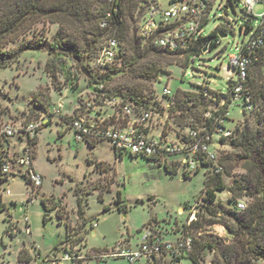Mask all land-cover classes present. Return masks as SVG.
Returning <instances> with one entry per match:
<instances>
[{"label":"rangeland","instance_id":"1","mask_svg":"<svg viewBox=\"0 0 264 264\" xmlns=\"http://www.w3.org/2000/svg\"><path fill=\"white\" fill-rule=\"evenodd\" d=\"M90 1L94 11L98 3ZM163 5H167V0H163ZM219 5L221 9H218ZM252 13L253 16L244 11L243 0H216L208 21L202 27L203 35L207 36L216 29L223 32L225 38L219 39L207 53L203 54L202 49L200 55L192 57V60L187 52L159 59L154 55L141 59L137 67L143 70L144 65L155 67V61L156 68L165 71L155 75L154 81L143 78V70L133 71L132 64L136 62L125 43V57L115 61L106 73L109 93L139 98L156 111L154 122L160 116L163 118L161 123H166L170 129H178L172 121L181 123L185 116L201 119L206 110L216 111L219 105L214 94H228V78L235 75L228 67L229 57L239 56L241 47L255 31L264 6L255 4ZM140 20L137 8H130L125 13L124 23L130 34L135 32ZM241 25L250 27L245 35L240 31ZM57 29L58 24L40 22L24 37L7 45L6 50H18L22 42L33 37L47 44ZM194 46L199 50L201 45ZM97 48L98 45L95 51ZM59 58L63 59L64 73L69 71L73 83L59 70L45 67L51 58L41 48L23 52L10 67L0 69V110L5 111V121L17 116L24 119L22 113L28 110L44 115L34 105L35 98L47 105L49 112L60 107L64 116H72L79 96L92 92L93 88L86 86L83 77L77 74L72 58L68 55ZM125 61L128 63L124 64ZM250 78L256 88L264 86L259 66L253 67ZM164 88L170 91L169 98L163 96ZM204 88L212 93L203 94ZM261 108L262 104L258 101L250 113L244 110L241 102L228 105L223 124L231 135L221 144L214 138L208 147V151L218 158L232 159L221 160L224 169L222 177L227 186L233 178L239 179L247 172L246 166L236 160L237 151L230 147V141L236 138L235 129L240 127L251 131ZM32 118L31 114L29 120ZM50 118L51 121L46 119L38 132L33 149V166L42 175L41 187L31 196L30 185L17 167L11 168L14 175H9L0 185V204L5 206L0 212V264H48V258L54 253L57 264H132L126 258L116 257L115 253L127 247L135 248L140 231L146 224H154L165 239L175 240L185 233L184 225L190 219H197L198 214L204 215L206 204L200 196L207 178V167L198 163L195 171L186 173L187 169L180 163L181 156L177 155L166 159V165L172 172L166 170L163 162L141 155L123 152L121 159H116L115 151L108 142L89 145L77 142L69 124L55 116ZM170 129L168 132H172ZM160 132V126L151 129L155 136ZM21 139V144L27 145L26 137ZM14 140L19 139L15 137ZM173 161L178 162L175 168L171 167ZM118 193L121 204L127 208L125 213L117 208ZM231 196L228 190L217 192V199L227 207L232 206ZM78 198L85 202L84 227L78 221ZM29 199L33 201L31 204ZM240 200L245 205L250 201L244 196ZM198 223L201 234L195 235L197 240L200 236L219 238L221 235L228 242L227 233L221 225L209 226L205 220ZM67 245L71 246L69 251L77 259L62 260ZM21 251L28 256V260L19 261ZM213 259V253H208L203 260H198V264H211ZM159 264L195 263L191 255L178 261L166 255Z\"/></svg>","mask_w":264,"mask_h":264},{"label":"trees","instance_id":"2","mask_svg":"<svg viewBox=\"0 0 264 264\" xmlns=\"http://www.w3.org/2000/svg\"><path fill=\"white\" fill-rule=\"evenodd\" d=\"M96 1L98 5L95 10L92 11L90 0H0V69L10 67L11 64L18 60L23 52L41 48L44 49V51L47 52L51 58L50 61L46 62L45 67L47 69L52 67L59 70L62 75H65L68 81L73 83L74 79L71 78L69 71L64 73L63 59L59 58L61 55H68L75 62L77 66V74L83 77L82 79L84 80L86 86H92L93 88L92 92H88L87 94L84 93L79 96L77 99L79 105H82V101L89 99L90 95L97 91L96 87H94L95 84L102 83L105 86V91L108 96L121 97L124 102L134 105L135 109L149 108L150 106L133 95H112L109 93L106 85V78L108 77L106 73L112 66L101 72L95 71L91 64L94 61L97 51L102 46L105 39L113 33L120 41L123 48V53L120 55L119 59H123L125 57V43L127 44V49L130 52L132 59L136 62L135 65L131 63L132 66H134V72L143 70L142 67H137V64H140L141 59L148 58L151 55H154L157 58L172 56L175 55V53H169L157 48L152 41L143 42L137 37L136 30L131 34L129 33V28L124 23L125 13L130 8H133V10L136 9L141 0L125 1V8L124 11H120L121 20L117 21L118 27L115 31L104 30L99 27L102 16L100 11L105 10L107 6L102 0ZM40 22L58 24L57 32L51 38L49 43L44 44V40H37L33 37L26 42H22L18 50H6L7 45L24 37ZM249 30L250 27L247 25L240 26V31L244 35L249 32ZM218 32L220 31L215 29L207 36L199 38L197 44H199V46L201 45L200 49L196 50L192 48L186 51L188 53V57H190L189 59L192 60V57L200 55L199 52L206 46L207 43L208 50H211L219 41V37L217 35ZM97 45L98 48L95 51V47ZM263 57L264 53H260L258 61L254 63V66H259L260 76L261 59H263ZM76 59L79 60V63H76ZM127 63V61L124 62V64ZM153 64L155 67H148V65L143 66L145 70L142 71V77L148 81H154L155 75L160 72H165L156 68L155 61ZM81 65L88 69L91 74L90 79H86L80 72L79 67ZM250 77L248 78L247 88L253 96V110L255 108L256 101L261 102V113L257 116L255 122L256 125L251 131H247L246 128L240 129V127H237L235 129L236 138L230 141V147L237 151L236 160L238 162H242L247 168L246 175L241 176L239 179L233 178L231 184L227 186L222 177L224 169L221 160L229 161L232 160L231 157H224L223 159L218 158V164L221 167V171H219V173L213 172L214 165L212 163L204 161L203 159L199 162L200 165L207 167V171L205 173L207 178L204 181V186L200 196V199L206 204L204 205V215L198 214L196 217L197 219L189 221L187 225L185 224V233L182 235H190L192 237V250L186 256L191 255L192 261L195 264H198L199 259L203 260L205 255L208 253H213L214 255V259L211 264H264V86L256 88ZM261 79L264 81L262 77ZM202 93L207 95L211 94L212 91L208 88H204ZM216 95L217 93L214 94V96ZM165 97L169 98V96ZM217 101L219 103V99ZM34 102V105L37 106L42 113H45V115L47 113L46 119L50 122L52 114L51 111H48L47 105H44L36 98L34 99ZM230 104L231 101L228 98L223 107L218 108L216 111L206 110L201 119L185 116L183 117L181 123L172 121L178 129H170L167 127V124L164 123L162 136L165 138L168 136V133H171L172 135L179 137L182 131L185 130L186 121L188 119H193L195 123H197L198 127H204L208 133H212L214 132V127L212 126L214 119L222 117L225 114V109ZM96 105L102 113L109 110L97 101L95 102V105H92V107L95 108ZM89 112H91V110ZM167 112L169 116V109ZM205 113H210L211 117L204 118ZM4 114L5 111L0 110V115L5 120L3 117ZM31 114L33 115V118L39 116V114H34L32 111L28 110L23 111L22 113L24 119H21V116H17L12 118V120L27 122L29 121ZM74 114H76L75 109L72 115ZM97 114L99 115V113ZM178 116L180 117L181 113ZM70 118L71 116L61 117V119L67 124L69 123ZM158 120H160V116ZM168 129L172 132H168ZM228 138L229 137H221L219 139V143L221 144ZM35 143L36 141L33 144L35 145ZM122 154L123 153L115 152V158L121 159ZM149 159L156 160L154 158ZM163 163L166 170L172 172L168 165H166L168 162L164 161ZM177 165V162H171L172 168H175ZM11 175L13 176L14 174ZM4 181L6 180L0 179L1 183ZM221 190H228L229 193H231V207L225 206L217 199V192ZM243 196L249 198L250 201L246 205L245 210L238 211L236 210V203L241 201L240 198ZM42 202L45 206V212H47L48 207L44 199ZM116 202L118 210L125 213L127 208L121 204L119 193L117 195ZM4 209L5 206L0 204V212ZM105 209H107V207ZM84 215L85 202L82 198H78L77 216L82 227H84L86 223ZM205 216L210 219H205ZM198 219L200 221L205 220L209 226L215 224L221 225L227 233L228 242L221 237L212 238L210 236H200L197 240L195 235L201 234L200 228L197 227L199 224ZM150 225H152V223L149 222L145 226ZM65 228L67 231L68 228L66 225ZM192 229L194 232H192ZM70 248L71 246L67 245L64 247V251H69ZM69 252L72 253L71 250ZM182 258L173 260L178 261ZM26 260H28V258L25 256V253L21 251L19 261L23 262Z\"/></svg>","mask_w":264,"mask_h":264},{"label":"built area","instance_id":"3","mask_svg":"<svg viewBox=\"0 0 264 264\" xmlns=\"http://www.w3.org/2000/svg\"><path fill=\"white\" fill-rule=\"evenodd\" d=\"M102 1L107 8L100 11L102 16L99 27L115 31L118 27L117 21L121 20L120 11H124L126 0ZM215 2L216 0H167V5L164 7L163 0H141L137 7L141 20L136 27V35L143 42L152 41L163 51L183 54L194 48L199 38L204 36L202 27L208 21ZM258 3L264 6V0H243L244 11L253 16V6ZM218 9H221L220 5ZM122 53V45L112 33L98 49L91 65L95 71H104L113 66ZM260 53H264V13L259 16V23L248 41L241 47L239 56L229 57L228 67L235 75L228 78L230 88L228 95L217 93L215 96V99H219V108L223 107L229 98L231 103L241 102L246 112L253 111V96L248 91L247 83ZM263 59H261V77L264 79ZM94 87L97 91L91 94L89 99L82 101V105L78 104L75 108L76 114L69 119V128L73 131L77 142L106 141L117 153L128 152L131 155L154 158L158 162H164L171 156H181L180 163L187 169L186 173L195 171L201 159L214 165V173L221 171L218 156L209 152L208 147L214 138L219 141L221 137L227 138L231 135L224 128L223 116L214 119L212 133H208L204 127H198L193 119H188L185 130L179 137L168 133L164 138L162 136L164 123H161L163 118L160 117L158 120V117L156 123L153 119L156 111L150 107L135 109L134 105L124 102L121 97L108 96L102 83H97ZM162 94L170 96V91L164 88ZM96 101L109 110L104 113L99 110L101 114L98 117L90 118L86 113L98 107L97 105L95 108L92 107ZM51 114L58 118L64 117L60 107L54 108ZM46 117L44 114L27 122H12V120L5 121L0 115V179L6 180L9 175L14 174L11 168L17 167L30 185L31 196L42 185V175L33 166V143ZM210 117V113H205L204 118ZM157 126L161 127V132L155 136L151 133V129ZM22 136L26 137L27 145L21 144L15 151L11 140L18 137L22 141ZM32 202V199H29V203ZM245 208L243 201L236 203V210L243 211ZM93 226L95 227V224ZM161 232L154 224L143 227L136 247H127L126 250L115 253V256L126 258L132 264L137 262L159 264L166 255L178 259L191 252L193 241L190 235L167 240ZM77 258L69 251H64L62 256V260ZM47 261L48 264H57L55 254Z\"/></svg>","mask_w":264,"mask_h":264},{"label":"crops","instance_id":"4","mask_svg":"<svg viewBox=\"0 0 264 264\" xmlns=\"http://www.w3.org/2000/svg\"><path fill=\"white\" fill-rule=\"evenodd\" d=\"M97 113H99V109H97V108H95L94 110H92L91 112H88V113H86L90 118H96V117H98L99 115L97 114ZM99 114H101V113H99ZM36 139H37V137H36ZM36 141V140H35ZM11 143H12V145L14 146V150L16 151L20 146H21V142H20V139L19 140H14V139H12L11 140ZM85 143H87V142H85ZM88 145H89V143H87ZM90 144H93V143H90ZM2 183L0 182V185H1ZM2 205H4L3 203H1ZM13 224H12V222H10V226H12ZM27 225H29V221H28V223H27ZM25 227H26V224H25ZM30 227V226H29ZM17 229V228H16ZM17 230H19V228L17 229ZM29 232V231H28ZM14 233V232H13ZM12 233V234H13ZM14 235H15V233H14ZM55 254V253H54ZM53 254V255H54ZM26 256V255H25ZM27 258H28V256H26Z\"/></svg>","mask_w":264,"mask_h":264},{"label":"water","instance_id":"5","mask_svg":"<svg viewBox=\"0 0 264 264\" xmlns=\"http://www.w3.org/2000/svg\"><path fill=\"white\" fill-rule=\"evenodd\" d=\"M218 37H219V39H223V38H225V34H223L222 32H218ZM208 52V43L206 44V46L203 48V50H202V53L204 54V53H207ZM76 63H79V60L78 59H76ZM79 70H80V72L82 73V75L86 78V79H90L91 78V74L89 73V71H88V69L85 67V66H83V65H81L80 67H79ZM54 256V255H53Z\"/></svg>","mask_w":264,"mask_h":264}]
</instances>
